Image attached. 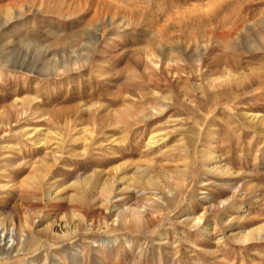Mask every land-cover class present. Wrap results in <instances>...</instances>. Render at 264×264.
Listing matches in <instances>:
<instances>
[{
  "label": "rangeland",
  "instance_id": "rangeland-1",
  "mask_svg": "<svg viewBox=\"0 0 264 264\" xmlns=\"http://www.w3.org/2000/svg\"><path fill=\"white\" fill-rule=\"evenodd\" d=\"M82 217L0 264H264V0H0V224Z\"/></svg>",
  "mask_w": 264,
  "mask_h": 264
},
{
  "label": "bare ground",
  "instance_id": "bare-ground-1",
  "mask_svg": "<svg viewBox=\"0 0 264 264\" xmlns=\"http://www.w3.org/2000/svg\"><path fill=\"white\" fill-rule=\"evenodd\" d=\"M70 63V61H68V64ZM70 68L66 69L69 70ZM253 117L257 116L256 114H252ZM32 133V132H31ZM35 136V135H34ZM36 138V137H35ZM42 139V138H41ZM159 140V138L157 137V133L156 134H151L148 137L147 142L149 144H154ZM41 143V142H40ZM44 146V145H43ZM152 146V145H151ZM53 154V153H52ZM41 160V159H40ZM42 161V160H41ZM91 173V172H90ZM93 174H89L86 177H84L82 179L81 184H85L88 185L91 184V180L93 178ZM107 181V179L105 180ZM149 183V188L152 189H156V190H161L164 191V187H158L156 183H153L152 179L148 178L146 180ZM79 182V181H78ZM77 182V183H78ZM156 184V185H155ZM111 192H112V188L110 184H104L102 190H101V195L103 196V203L104 206L106 208V210H110V208L113 206L114 204V200L112 199L111 196ZM46 198H47V202L51 200H54L56 198L55 193H53L52 190H46ZM81 200V199H79ZM47 204V203H46ZM115 216L112 217V219L110 220L109 224L110 225H114L115 223H119V221L121 220V214L120 211H117L115 214ZM28 216V215H27ZM189 216V215H188ZM26 217V216H25ZM205 217V211L201 212L200 214H191L188 218H187V222L188 223H194V224H199L200 221H202ZM27 218V217H26ZM142 215L140 214L138 216V220H141ZM207 220V219H205ZM60 221V220H59ZM221 222V221H220ZM1 223V222H0ZM63 223V222H62ZM186 223V222H185ZM31 223L28 221V219L25 220V226L24 228L27 231H24V233H20L18 241H16L14 243L13 238L11 237L13 234H15L14 228L13 226H11V228H6L4 227V224H0V246L5 245V246H1L0 247V254H2V252H7L8 253V249L12 248L15 246V244H22L25 239L27 238H34L36 236H43V237H49V238H55V237H63V236H67L69 234H71L72 232L74 233L76 230L78 229H90L92 227H95V222L91 219H87L86 217H82L78 223H76L73 226H68L67 224L61 225L60 223H58V225L55 227L53 223H46V227L44 228H36L35 226H37V224H34L33 226L30 225ZM107 223V219L104 220V222L100 225H98V227H102V228H107L108 225ZM61 225V226H60ZM189 225V224H188ZM193 227V226H192ZM199 227V226H198ZM196 228V227H195ZM205 228V227H203ZM108 229V228H107ZM205 231V230H204ZM88 233V232H87ZM75 234V233H74ZM259 237L262 236L263 234H258ZM72 236V235H71ZM234 236V235H233ZM42 237V238H43ZM84 237V236H83ZM86 238H88L87 236H85ZM48 238V239H49ZM93 238V237H92ZM56 239V238H55ZM61 239V238H60ZM32 240V239H31ZM30 240V241H31ZM240 241H247L248 237L247 235H244L242 237L239 238ZM94 243V242H93ZM94 245V244H93ZM24 251V250H23ZM22 252V251H21ZM78 252V251H77ZM14 254V253H13ZM10 255V254H9ZM12 255V254H11ZM10 255V256H11ZM3 257V256H2ZM0 257V258H2ZM8 257V256H7ZM19 257V256H18ZM12 258V257H10ZM14 258V256H13ZM36 264V263H35Z\"/></svg>",
  "mask_w": 264,
  "mask_h": 264
}]
</instances>
